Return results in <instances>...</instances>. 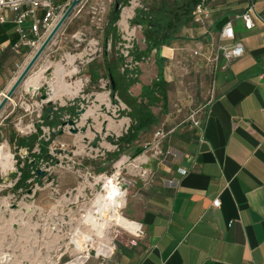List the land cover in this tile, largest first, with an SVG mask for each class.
Listing matches in <instances>:
<instances>
[{"label":"crops","instance_id":"crops-1","mask_svg":"<svg viewBox=\"0 0 264 264\" xmlns=\"http://www.w3.org/2000/svg\"><path fill=\"white\" fill-rule=\"evenodd\" d=\"M204 2L210 11L208 20L191 21L157 53L153 50L147 57L150 65L140 69L138 82L129 88V94L138 97L161 70L167 83L166 109L160 108L153 127L164 136L163 150L170 156L165 164H156V179H141L142 189L129 191L126 205L132 206V218L123 217L128 229L122 230L136 235L140 224L143 236L134 246L119 242L113 254L97 264H264V77H260L264 74V0H254L258 21L250 31L240 19L245 0ZM123 10L115 37L133 25L135 12L123 19ZM83 14L84 5L78 4L30 72L29 78L38 82L28 85V78L18 87L1 111L0 122L22 110L19 102L28 98L30 87L36 100H41L37 92L43 82L50 102L78 98L84 75L99 85L104 53L86 69L77 63L84 57L79 49L81 37H86L79 21ZM14 15L9 10L0 12L5 19L0 23V101L20 73L16 65L24 67L29 61L27 50L21 55L12 50L18 40ZM227 22L232 23L244 54L225 70H214L209 61ZM110 43L109 37L105 48ZM136 47L145 49L142 32ZM54 55L61 56L60 62H52ZM106 55L107 62L113 60ZM74 76L76 80L68 84ZM96 100L106 102L101 94ZM171 104L178 106L174 113L168 110ZM128 126L123 121L120 128L125 127V133ZM216 199L217 208L212 206Z\"/></svg>","mask_w":264,"mask_h":264},{"label":"rangeland","instance_id":"rangeland-1","mask_svg":"<svg viewBox=\"0 0 264 264\" xmlns=\"http://www.w3.org/2000/svg\"><path fill=\"white\" fill-rule=\"evenodd\" d=\"M128 1V6L124 8L130 11L139 8L152 11L160 5L172 3V0H138L136 3ZM79 4L84 5V16L79 21L86 28V37H81L79 42V49L83 51L84 57L77 63H83L86 69L94 62L93 59H102L105 45L101 33L114 3L113 0H82ZM92 7L97 8L95 16L91 13ZM124 8L121 9L118 21ZM97 18L99 22L95 24ZM135 27L133 24L130 28ZM140 32L142 31L136 29L135 47ZM118 33L116 45H107L105 48L109 59L118 58V43L121 41V34L119 31ZM60 60V55L52 57L54 63ZM148 64L149 60L146 58L139 71ZM101 73L102 81H99L98 86L102 89L98 88L96 80L90 83L91 80L84 75L81 77L82 86L78 98H63L45 104H41L38 99L28 111L17 109L21 113L16 111V114L0 122V148L7 150L12 157L11 169L3 171L0 168V264H65L77 254L72 239L82 235L90 236L94 243L93 246L88 245L81 250V253L88 252L90 255L85 264H97L108 259L103 256L96 257L95 245L98 243H109L115 248L119 242L129 245L132 237L120 228H109L103 237L97 236L88 226L86 215L93 210L91 206L96 195L105 193L104 179L110 178L124 192L125 205L121 210V218H132V206L130 202L126 205L130 197L129 191L142 189L141 179H156L159 176L156 164H165L170 155L165 159L154 155L153 145L158 133L155 127L141 134L135 142V146L144 149L140 156L130 158L131 153L128 151H123L116 157L113 155L116 146L112 143L125 131V127L120 128L121 123L125 121L126 125L130 121L124 114L127 110L122 103L118 102V109L114 110V104L109 97L107 73L105 69ZM139 73L123 74L126 79H138ZM50 74L51 70L45 76L50 78ZM150 74L149 80L153 77ZM75 80L74 76L67 83L72 84ZM44 84L43 82L41 87L47 93ZM99 94L106 98V102L96 100ZM28 101L32 102L30 99ZM68 105L75 108L76 114L72 116L61 113L59 124L49 126L54 131L53 136L38 135L37 141H47L50 138L47 156L34 162L33 169L36 174L27 181L28 186L15 190L19 171L25 163H33V157L39 153L37 143L30 148V143L26 141L20 144L18 139L37 136V127L43 125L40 117L43 109L51 108L55 111ZM177 109L178 106L171 104L168 110L174 113ZM80 111L84 113L80 114ZM152 111L159 116L160 106L153 107ZM69 121L74 123V127L68 125ZM163 140H160L162 150ZM147 144L149 148L145 149ZM122 222L124 223V219Z\"/></svg>","mask_w":264,"mask_h":264},{"label":"trees","instance_id":"trees-1","mask_svg":"<svg viewBox=\"0 0 264 264\" xmlns=\"http://www.w3.org/2000/svg\"><path fill=\"white\" fill-rule=\"evenodd\" d=\"M66 1L67 0H64L63 2ZM200 1L201 0H172L171 5H160V7L152 11L140 8L135 10L131 24L140 25L142 27L145 49L140 51L135 47L133 57L137 59L141 57L147 58L153 50L157 53L161 46L166 45L169 41L174 39L177 31L192 21L191 13ZM113 3L112 10L107 18L106 27L103 31L104 45L107 44L110 37V46L112 47H114L117 42L115 37L117 31L116 23L119 20L121 9L128 6V0H113ZM115 4L119 5L116 11L114 10ZM103 53L104 68L109 80V97L113 104H117L115 100V97H117L118 100L125 105L128 111H124V114L130 120L126 132L112 143L116 146V151L113 155L116 157L121 152L128 151L131 153L130 158H136L144 152V149L135 146V142L141 134L149 131L151 127L156 126L158 122L157 116L153 113L152 108L160 104L161 111L166 109L167 83H165L162 77L161 70H158L156 80L150 85L143 86L138 97H132L128 91L132 84L138 82L137 77L135 79H126V75L121 74L118 70L121 59L118 57L107 62L105 46ZM138 72L139 70L137 73ZM109 77L112 79L114 88H112ZM61 113L74 116L76 110L70 105L58 108L55 111L51 108L43 109L41 114L42 126L54 127V125L59 124V115ZM36 134L37 136L18 139L20 144L26 141L30 143V148L37 143L39 153L33 157V163H25L24 167L19 171L20 176L14 185L15 190L28 186L27 181L33 179V175L36 174V170L33 169L34 162H38L47 156V146L50 142V138L47 141H37L38 135H42L40 126L37 127ZM53 134V132L50 133V136H53Z\"/></svg>","mask_w":264,"mask_h":264},{"label":"built area","instance_id":"built-area-1","mask_svg":"<svg viewBox=\"0 0 264 264\" xmlns=\"http://www.w3.org/2000/svg\"><path fill=\"white\" fill-rule=\"evenodd\" d=\"M64 0H0V12L4 10H9L13 12V24L14 31L18 35L17 42L12 46V50L15 54L21 55L22 50H27V59H30L35 51L39 48L45 37L49 34V32L53 29L59 18L65 12L67 7L70 5L72 0H68L67 2H63ZM78 4L81 3L82 0H77ZM138 0H130V3H136ZM246 8L244 12L241 14L240 19L244 23V27L246 30L250 31L255 27V21H258V16L254 7V0H245ZM129 3V1H128ZM142 9V8H140ZM92 15L95 16L97 14V8L92 7ZM39 12L42 13L39 16ZM192 22L195 24H203L210 17V11L205 5L204 0H201L198 3L192 13ZM95 17H92V19ZM97 23L99 19L97 18ZM5 19L1 16L0 23H4ZM136 27L131 29H122L120 31L121 41L118 43V57L121 59V64L119 66V72L121 74L129 72L131 74H136L139 70L141 64L146 60V58L141 57L140 59L134 58L133 53L135 51L134 39L136 29L142 31V27L140 25H135ZM218 43L216 46L215 54L210 58L212 64H214V70H225L228 67V64L240 57L244 54V48L242 43L239 40L235 39L234 30L231 22H227L221 28L218 36ZM196 55V53H194ZM17 72H21L24 68L23 65H16ZM260 77H264V74ZM102 81V80H101ZM100 81V82H101ZM109 84V82H108ZM25 94V93H24ZM25 96V95H24ZM28 98H22L19 102V107L22 108L23 111H28L31 106L36 102V93L34 91H28ZM25 96V97H26ZM30 99L32 102H29ZM119 104L121 102L116 99ZM41 104L49 103V98L47 100H40ZM118 104V103H117ZM117 104H114V110H117ZM127 110L126 107H124ZM128 111V110H127ZM39 118V115H36ZM41 117V116H40ZM42 122V120H41ZM195 127H199V121H192ZM42 134H50L53 129L47 127L46 129L43 126H40ZM50 132V133H49ZM164 136L161 133L156 134V141L153 145L154 155L157 157H161L165 159L168 153L160 147V140L163 139ZM149 145H145V149H148ZM181 174H184V171L179 170ZM220 202L218 199L213 201V207H219ZM138 224V223H137ZM139 225L138 232L136 235H130L132 239L129 242L130 246H134L137 244L138 239L143 236V232L141 229V225ZM115 246L113 245L112 251L108 257L109 258L114 252ZM88 258L85 260L83 264H85L89 260ZM96 257H99L96 255ZM102 257V256H101Z\"/></svg>","mask_w":264,"mask_h":264},{"label":"bare ground","instance_id":"bare-ground-1","mask_svg":"<svg viewBox=\"0 0 264 264\" xmlns=\"http://www.w3.org/2000/svg\"><path fill=\"white\" fill-rule=\"evenodd\" d=\"M126 13L130 15L131 11L124 9L122 14L123 19L126 17ZM35 79L36 77H30L26 83H29L28 85H35L38 82V80ZM64 84L68 87L66 82H64ZM11 158L12 157L7 150L0 148V168L3 171L12 168ZM104 192L105 193H99L96 195L91 206L93 207V210L89 211L86 215L88 218L87 220H89L88 226L90 229L94 230L99 237H103L105 232L109 228L112 229V227L128 229L121 221V210L125 205L124 192L110 178L104 179ZM136 226L138 225L136 224ZM72 241L75 245L77 254L73 260L65 264H83L88 258V254L81 253V250L87 248L88 245L93 246V240L90 236L82 235L81 237L78 236L77 238L72 239ZM95 249L98 256L108 257L112 251V246H110L109 243L102 242L95 245Z\"/></svg>","mask_w":264,"mask_h":264},{"label":"water","instance_id":"water-1","mask_svg":"<svg viewBox=\"0 0 264 264\" xmlns=\"http://www.w3.org/2000/svg\"><path fill=\"white\" fill-rule=\"evenodd\" d=\"M77 5H78V1L77 0H72L71 1L70 5L67 7L65 12L59 18V20L57 21V23L55 24L53 29L45 37V39L43 40V42L41 43L39 48L35 51V53L29 59L27 64L21 70V72L19 73L18 77L15 79L14 83L12 84V86L9 88V90L6 92V94L3 95V98L0 101V113L3 110V108L6 106L8 101L12 98L13 94L18 89V87L21 86L22 84H24L26 82V80L29 78L30 72L32 71V69L35 66L36 62L41 57V55L43 54L45 49L48 47V45L50 44L52 39L55 37V35L61 29V27L64 25L66 20L70 17V15L72 14L73 10L75 9V7ZM118 8H119V5L115 4L114 5V10L116 11V10H118ZM109 79L111 81L112 88H114L111 77H109ZM29 92H32V88L31 87H30ZM37 93L40 94V99L41 100H47L48 99L47 94L44 93L43 88H38V92ZM79 113L83 114L84 111H80ZM68 125L74 127V123L72 121H69ZM74 132H76V129H74Z\"/></svg>","mask_w":264,"mask_h":264}]
</instances>
